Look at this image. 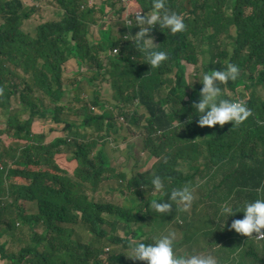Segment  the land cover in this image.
Instances as JSON below:
<instances>
[{
    "label": "trees",
    "instance_id": "obj_1",
    "mask_svg": "<svg viewBox=\"0 0 264 264\" xmlns=\"http://www.w3.org/2000/svg\"><path fill=\"white\" fill-rule=\"evenodd\" d=\"M32 1L28 8L23 0H0V15L6 20L0 27L1 264H132L127 256L128 241L136 238L134 228L150 227L152 237V227L164 222L180 228L178 218L183 221L182 231L195 225L175 212L174 205L165 216L149 207L156 199L168 202L164 193L151 191L154 176L164 181L168 191L198 184L206 197L217 195L218 205L229 201L242 206L264 195V95L260 93L264 90V0H232L227 10L228 0H166L167 10L190 13L188 28L157 38L156 50L165 44L168 59L152 70L133 42L124 40L139 31L135 14L140 9L146 12L152 0H103L119 4L114 8L121 22L117 28L102 26L111 9L103 10L97 0H47L55 9L50 18H45L43 8L35 7L45 0ZM184 5H201L202 11ZM36 14L41 20L26 26L38 20ZM99 18L102 21L96 22ZM157 31L153 27L149 35ZM221 31L228 34L233 48L229 53L219 46L214 56L229 61L222 65L221 59L218 63L209 56L198 63L196 44L201 39L211 41ZM30 47L38 50L30 53ZM182 60L195 75L191 85ZM69 61L75 69L65 74ZM230 63L250 73L248 79L221 84V98L250 93L245 100L253 117L236 127H227L231 122L200 127L195 116L189 122L202 76ZM82 79L91 87H83ZM99 80L109 84V94L101 95ZM64 81L74 93L56 106ZM126 87L133 90L134 108H126L127 99L120 96ZM152 88H164V96H155ZM13 97L19 98L28 119L12 111ZM139 106L147 113L145 130L154 144L142 150L155 161L149 165L146 159H129L128 168H120L125 175L120 187L106 189L110 201L100 202L95 194L107 188L102 186L112 181L109 172L114 168L106 151L126 156L122 137L137 129ZM35 119L62 127L61 135L46 141L45 133L32 131ZM167 135L170 138L165 139ZM116 197L123 206L115 203ZM242 218L243 213L229 217L217 236L220 264H249L247 257L253 264H264V245L260 251L244 253L247 236L233 235L232 221ZM80 226L85 227L87 242L76 238ZM7 245L11 254L5 253ZM17 246L20 249L15 251ZM178 247L175 242V251ZM228 253L239 257L227 262ZM32 257L35 260L28 263Z\"/></svg>",
    "mask_w": 264,
    "mask_h": 264
},
{
    "label": "clouds",
    "instance_id": "obj_2",
    "mask_svg": "<svg viewBox=\"0 0 264 264\" xmlns=\"http://www.w3.org/2000/svg\"><path fill=\"white\" fill-rule=\"evenodd\" d=\"M184 6L188 10L196 9L198 12L202 11L201 5ZM189 15L188 11L167 10L166 0H152V5L146 12L143 13L140 9V12L135 14V26H139V31L135 35H125L124 40L132 41L135 51L143 57V63L148 64L151 70L156 69L168 59V54L162 49L156 50L158 49V39L157 44H155L149 36L150 31L153 27L157 28V33L153 34L157 36L156 38L163 37L167 33H184L188 28L187 18ZM0 19L2 21L0 23L1 27L6 23V20L2 15H0ZM164 30H166V33ZM217 36L224 37V34L222 31L217 33L211 41L201 39L196 46L199 48L200 43H205V51L209 53L214 62L219 63L221 57H216L214 54L219 51L217 42L222 40L217 39ZM209 44H211V50H209ZM241 75L244 76V70L231 63L224 70H213L210 73H205L200 82L202 89L198 93V99L192 104L193 114L189 116V122L195 116L198 118L196 122L200 127H213L216 125L222 127L228 122H231L232 125L227 127H236L246 123L251 115L253 117V110L251 111L246 100L244 103L240 101L241 97H238L236 101L232 97H228V99L221 98L220 85L227 84L229 81H236ZM191 84L189 80L188 85ZM22 113L28 115L27 112ZM20 116L23 115L20 114ZM225 128H221V130ZM151 186L153 193H164L167 196L168 202H164L165 199H156L149 205L156 213L162 216L170 214L173 205L175 206V212H187L195 199V190L192 187L185 186L168 191L164 181L159 176H154L151 179ZM237 213H243V218L232 221L230 228L235 231L233 235L237 238V234L247 236L244 240L264 241V232H262L264 230V195L245 202L242 206L225 201L219 206L217 213L219 219L217 221H221V225L225 226L224 222ZM253 233L256 234L252 236ZM257 237L263 239L258 241ZM175 241V232L163 234L159 238L154 239L152 243L130 239L128 241L130 255L127 257L134 261H145L146 264H220L219 258L216 259L214 255L209 253L182 256L177 254ZM227 256L236 258L233 253H228L224 258Z\"/></svg>",
    "mask_w": 264,
    "mask_h": 264
},
{
    "label": "rangeland",
    "instance_id": "obj_3",
    "mask_svg": "<svg viewBox=\"0 0 264 264\" xmlns=\"http://www.w3.org/2000/svg\"><path fill=\"white\" fill-rule=\"evenodd\" d=\"M23 2H24V5L28 8L33 6L32 4L34 3L32 0H23ZM96 3H99L100 6L103 8V10L111 9L109 18H107L108 17L107 14H104L106 19L102 22V26H105L106 28L109 26L111 28H117L121 25V22L118 20V16L117 15L114 16V8L118 7L119 5L118 3L110 5L107 1H103V0H97ZM231 3H232V0H228L227 5H224V9L227 10L230 7ZM42 4L43 5H38L35 7L43 8L42 11L45 13V18L52 17L54 15L55 9L49 7L50 4L47 2V0H45ZM188 6L193 7V5H188ZM102 12L104 11H100L98 12V14L102 15ZM36 15L38 17V20L28 21L26 26H30V25L35 26V24H37L41 20L42 17H40L38 14ZM5 17H7V15H5ZM10 20L11 22L15 21V19L13 18H10ZM100 21H102V18L97 19L96 22H100ZM1 22L2 21L0 19V23ZM164 32L166 33V30H164ZM234 33H235V29L232 27L230 29V34L234 35ZM149 36L153 39V42L157 44V38H156L157 36L156 35H149ZM116 37H119L118 33L116 34ZM216 38L219 40H222V41H218L217 45H219L221 48H225L229 53L232 51L233 43L231 39L228 37L227 33L224 35V37L217 36ZM162 45H163L162 51H165L168 54L169 48L165 44H162ZM205 48H206L205 43H200L199 48L198 47L195 48V50L198 53L197 54L198 63L200 64H202L203 61L209 59V53L205 51ZM28 50L30 53H35L38 50V47H35V48L30 47ZM166 61H164L161 65H163ZM228 61H229L228 58H222L221 64L223 65L227 63ZM182 63H186L187 68L185 71V76L188 78V81L190 80L192 82L195 75L192 71L189 70L191 66H189V64H187L185 60H182ZM71 64L72 63H70V65H67L65 69V74H71L73 70L75 69V66ZM241 68L244 70V76L241 75L240 78L248 79L247 75H249L250 70L246 67H241ZM98 84L103 87V91L101 95L109 94L111 92V88L109 84L105 82L102 83L100 82V80ZM82 86L91 87L89 82L84 79H82ZM71 88L72 87L69 86V83L67 81L63 82L62 93L60 94V98L58 99L56 106H58L60 102H64L65 100H68V97L72 93H74L71 90ZM151 91L154 93L155 96H158L160 94L163 97L165 89L163 88L161 90H155L154 88H152ZM260 93L264 95L263 88H261ZM229 94H231V92H229ZM249 94L250 93H245L244 96H241V93H235L231 97L234 99V101H236L238 97H241L245 100ZM120 96H123L127 99V102L125 104L126 108L128 109L134 108L135 96H134L132 89L126 87L120 93ZM18 100L19 98L17 97H13L11 100V104H13V107H14L13 112L14 113L18 112L22 115H26L22 113L25 110V108L20 106V104L17 102ZM70 102L71 101H68L66 104H70ZM114 104L115 102H114V94H113L111 106ZM74 106L78 108L80 105L75 104ZM136 114L138 116L137 129L132 127L133 129L130 132H128L127 135L122 137L123 150L126 153V156L119 155V154L114 155L110 153L111 151L110 152L106 151L109 159L112 156V159H111L112 161L110 163H112L114 168H112V171L109 172V175L112 176V181L105 183L102 186V188L105 186H107V188H104L102 194H99V193L95 194V197L100 202L110 201V199L109 201L107 200V196L110 195V192L107 193L106 189H109L110 187L117 189L118 187H120L119 183L120 181H122L123 176H125L124 172L120 168L124 166L128 168L127 164L129 163L128 162L129 159H132V158H137L140 160L146 159L149 165L153 164V162L155 161L154 159H149L147 153L142 150V147L151 148L154 145L152 138L149 137L147 131L145 130L146 123H147L146 122L147 113L146 111H143L141 106H139L136 109ZM38 131L43 132L42 130H39V129ZM167 138H170V135H167L165 139ZM4 158L7 159V155L5 153H4ZM193 189L195 190L194 192L195 199L191 207L189 208V210L182 214V217L185 218L187 221L194 223L195 224L194 227L186 231H182L183 221L182 219L178 218L179 223H180V228H178L175 223L164 222L162 224L155 225L152 227V230L154 232V235L152 237H151V234L148 233L150 230V227H144L140 229L134 228L133 231L136 232L135 240H137L138 242L152 243L154 239L159 238L163 234H167L168 232H175L176 233L175 242L178 243L179 245V247L176 248L177 254H180L182 256V255H188V254L201 253L202 251H204V253H209V254L214 255L217 259L220 255L218 254L219 247L215 245V243L217 240V236L224 229V225H221V221H217V219H219L217 213H218L219 206H220L216 203L217 195L212 194L209 197H206L205 190L199 187L198 184L195 185ZM115 203L122 205V206L124 205L123 202L121 201V198L119 197L115 198ZM159 216H162V215L159 214ZM224 223L226 224L227 221ZM138 230L140 231L137 234ZM121 237L125 238L126 235L121 234ZM76 238L81 242H87L89 240L88 234L86 233L84 226H80L76 228ZM263 245H264V242L245 240V244H243L241 250L244 253H249L252 251L259 250ZM19 249H20V246L15 247V251H18ZM117 250H119V248H114L112 251H117ZM12 252L13 251H11V253ZM238 257H239V254L236 255V258ZM129 259L131 258L129 257ZM33 260H35L34 257L29 258L27 262L29 263ZM247 260L249 264L254 263V260L251 257H247ZM132 264H146V262L135 260Z\"/></svg>",
    "mask_w": 264,
    "mask_h": 264
},
{
    "label": "crops",
    "instance_id": "obj_4",
    "mask_svg": "<svg viewBox=\"0 0 264 264\" xmlns=\"http://www.w3.org/2000/svg\"><path fill=\"white\" fill-rule=\"evenodd\" d=\"M70 63H72L71 65H73L72 61H69L67 65H70ZM23 117L26 119L29 118L28 115H23ZM31 128H32V131L35 133H45L46 141H50L51 139L61 135L60 130L62 127L53 126L51 125L50 121H47L46 123L45 120L35 119ZM38 129L42 130L43 132L38 131ZM11 251L12 250L10 246L7 245L5 248V253L10 254ZM226 259H227V262H229L232 258L230 256H227Z\"/></svg>",
    "mask_w": 264,
    "mask_h": 264
},
{
    "label": "built area",
    "instance_id": "obj_5",
    "mask_svg": "<svg viewBox=\"0 0 264 264\" xmlns=\"http://www.w3.org/2000/svg\"><path fill=\"white\" fill-rule=\"evenodd\" d=\"M89 2H92V0H90ZM116 51V50H115ZM263 238H260V237H257V240L260 241L262 240Z\"/></svg>",
    "mask_w": 264,
    "mask_h": 264
}]
</instances>
